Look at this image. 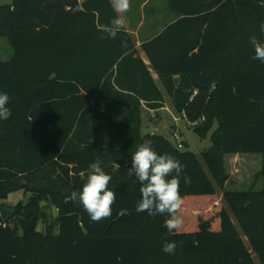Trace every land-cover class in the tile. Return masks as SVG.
I'll return each mask as SVG.
<instances>
[{
    "label": "trees",
    "instance_id": "1",
    "mask_svg": "<svg viewBox=\"0 0 264 264\" xmlns=\"http://www.w3.org/2000/svg\"><path fill=\"white\" fill-rule=\"evenodd\" d=\"M77 6L83 11L74 13ZM169 7L178 19L142 49L199 137L218 124L204 166L164 136L142 133V102L163 96L125 28L101 39L100 27L117 15L111 0L0 6V37L13 50L0 61V92L12 112L0 120V207L12 194L30 196L9 222L0 217V264H264V63L252 58L250 43L264 41V0H169ZM144 140L180 161L190 180L180 181L184 223L171 234L166 214L136 211L141 184L129 170ZM242 154L262 156V190H225L224 158ZM96 160L116 193L101 222L70 199ZM42 203L56 207L58 234ZM166 240L176 243L173 254L162 251Z\"/></svg>",
    "mask_w": 264,
    "mask_h": 264
},
{
    "label": "clouds",
    "instance_id": "2",
    "mask_svg": "<svg viewBox=\"0 0 264 264\" xmlns=\"http://www.w3.org/2000/svg\"><path fill=\"white\" fill-rule=\"evenodd\" d=\"M112 7L117 14L109 25L100 27L105 34L101 39H116L125 28V15L130 11L131 0H111ZM77 6L73 12H81ZM264 34V24L260 26ZM250 43L254 47V60L264 63V41L256 36L250 37ZM10 97L5 92H0V120H8L11 109L7 106ZM102 162L96 160L88 166L87 179L82 190L73 191L70 199L79 202L89 215L91 221L101 222L112 215V205L116 201V193L108 188L112 177L101 166ZM185 166L170 154H158L150 140H144L137 146L131 157L129 175H134L141 184V199L137 202V213L147 212L150 216L165 215L164 228L169 234L180 229L184 223L180 210L184 201L180 193V181L189 183V178L183 175ZM176 250L174 241H165L162 251L173 254Z\"/></svg>",
    "mask_w": 264,
    "mask_h": 264
},
{
    "label": "rangeland",
    "instance_id": "3",
    "mask_svg": "<svg viewBox=\"0 0 264 264\" xmlns=\"http://www.w3.org/2000/svg\"><path fill=\"white\" fill-rule=\"evenodd\" d=\"M147 0H131V8L136 10L135 14L138 18L146 19V22L154 21L158 26L165 24L175 13L169 7V0H148L147 7L141 10V5ZM12 0H0V6L10 5ZM13 56V50L7 38L0 37V61H8ZM166 109L160 113L157 111L143 110V121L141 131L143 134H157L167 138L173 145L176 144V135L184 141L182 151L194 153L201 164L204 166L202 154L212 147L211 135L218 128L215 123L211 133L203 139L194 131L195 125L187 122L183 115L179 114L173 103L166 97ZM225 175H226V191L231 192H247L250 190H262V162L263 158L259 154H242L240 156H225ZM223 207L229 210V206L224 199L223 191L217 189ZM29 195L22 192L14 194L10 200L4 205L7 208L15 209L24 206L29 201ZM42 207L50 216L48 224L55 225L54 231L58 234L56 226L57 209L49 203H42ZM39 231L46 232V225H41Z\"/></svg>",
    "mask_w": 264,
    "mask_h": 264
},
{
    "label": "crops",
    "instance_id": "4",
    "mask_svg": "<svg viewBox=\"0 0 264 264\" xmlns=\"http://www.w3.org/2000/svg\"><path fill=\"white\" fill-rule=\"evenodd\" d=\"M13 1V0H12ZM12 4V3H11ZM148 0L143 2L141 5V10H143L145 7H147ZM137 13L136 10L130 8V11L127 12L125 15V29L129 32V34L133 37V40L136 44V53L134 54V58H140L145 65L147 66L149 73L154 80L157 88L159 89L160 93L163 96V102L159 103H152V104H147L145 102H142V114H141V126H142V121H143V110L148 109L150 111H157V113L162 112L165 110L166 107V97L168 95L169 100L172 102V98L167 92L160 76L152 69L143 49L142 45L155 38L158 36L166 27V25L176 21L178 19V16L176 14L172 15L170 17V20L167 21L165 24L158 26L156 23V19L154 21H150L149 23L146 22V19L144 20L142 17L138 18L135 16ZM180 78L176 77L175 82H179ZM155 105V106H152ZM230 156H240V155H230ZM14 196V194L10 195L7 200H10ZM6 200V201H7ZM4 201V203L6 202Z\"/></svg>",
    "mask_w": 264,
    "mask_h": 264
},
{
    "label": "water",
    "instance_id": "5",
    "mask_svg": "<svg viewBox=\"0 0 264 264\" xmlns=\"http://www.w3.org/2000/svg\"><path fill=\"white\" fill-rule=\"evenodd\" d=\"M16 213L15 209L0 207V217L5 223L9 222L16 215Z\"/></svg>",
    "mask_w": 264,
    "mask_h": 264
},
{
    "label": "built area",
    "instance_id": "6",
    "mask_svg": "<svg viewBox=\"0 0 264 264\" xmlns=\"http://www.w3.org/2000/svg\"><path fill=\"white\" fill-rule=\"evenodd\" d=\"M198 93H199L198 90H195L194 93H193V95H192V97H191V100H193L194 97L196 95H198ZM183 143H184L183 139L181 137H179V136L176 135V144L178 145L177 147L179 149L182 147Z\"/></svg>",
    "mask_w": 264,
    "mask_h": 264
}]
</instances>
